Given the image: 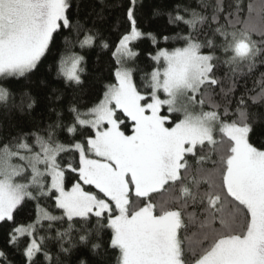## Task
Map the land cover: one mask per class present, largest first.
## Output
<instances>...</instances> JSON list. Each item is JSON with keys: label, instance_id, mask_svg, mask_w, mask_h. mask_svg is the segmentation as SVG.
<instances>
[{"label": "snow or ice", "instance_id": "snow-or-ice-1", "mask_svg": "<svg viewBox=\"0 0 264 264\" xmlns=\"http://www.w3.org/2000/svg\"><path fill=\"white\" fill-rule=\"evenodd\" d=\"M97 2L81 15L83 0H0V109L31 118L49 56L63 84L49 100L73 93L48 109L55 119L0 138V264H14L10 251L65 264L78 246L77 264H264V0L153 8L174 33L146 31L143 0H127L115 42L103 31L112 6ZM94 48L112 64L81 104Z\"/></svg>", "mask_w": 264, "mask_h": 264}, {"label": "trees", "instance_id": "trees-1", "mask_svg": "<svg viewBox=\"0 0 264 264\" xmlns=\"http://www.w3.org/2000/svg\"><path fill=\"white\" fill-rule=\"evenodd\" d=\"M194 2V0H193ZM107 3L112 7L106 9V14L108 16L107 22L103 25L104 35L109 37L112 42H115L119 32L114 29L117 22H120L121 27L119 31H123L126 27L124 24V8L127 5V0H107ZM176 3V0H143V7L140 9L138 16L141 23L144 25L146 31H166L169 33H174L179 29L172 28L167 25V16H156L152 15L153 8H171ZM99 7L97 0H83L82 8L83 11L81 15L86 14L91 10L93 5ZM62 37H57V47L61 48ZM135 48L139 50L140 55L137 61L138 66L144 71H150L152 62L148 59L147 54L154 51L153 45L148 39H141L135 45ZM163 46V45H162ZM79 51V49H76ZM87 71L88 75L86 77V87L81 92L78 91L75 95L79 99L81 104H87L89 101L93 100L102 89L103 79L109 74L111 68L112 60L110 52H102L99 48H94L87 52ZM52 63V57L49 56L47 60L44 61L40 70L32 77L36 84L33 86L34 94L38 97V104L35 110L31 114V118L22 115L18 111L6 112L0 109V138H6L9 134L15 135V133L21 128L28 129L31 126L32 120L47 121L48 117L51 115L52 119H55L54 113H49L48 109L51 107H56L57 109L61 107H66L69 100L73 98V93L71 90H67L60 101H55L54 99L49 100V94L51 88L63 89V84L54 79V71L49 72V65ZM264 71V67L260 69ZM139 73L137 74V80H139ZM44 79L48 82L47 87L39 85V80ZM13 90H17L19 85L15 82L9 84ZM251 86V83H249ZM59 94V93H57ZM256 138L264 139V126L258 127L256 129ZM51 204V202H48ZM29 209L33 206L29 205ZM31 217L34 218V212L31 213ZM29 212L22 213L18 220L21 222H27L29 220ZM9 231L8 225L0 224V249L6 247L7 232ZM107 239V237H105ZM88 249L83 246H78L75 253L66 260L65 264H77L81 256H87ZM11 260L14 264H24L23 257L19 253H12L10 251ZM114 264V261L111 262Z\"/></svg>", "mask_w": 264, "mask_h": 264}]
</instances>
